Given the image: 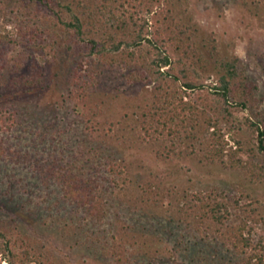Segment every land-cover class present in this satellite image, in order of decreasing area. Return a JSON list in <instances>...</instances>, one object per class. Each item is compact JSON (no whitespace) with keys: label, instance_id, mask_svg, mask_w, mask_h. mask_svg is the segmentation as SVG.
<instances>
[{"label":"rangeland","instance_id":"obj_1","mask_svg":"<svg viewBox=\"0 0 264 264\" xmlns=\"http://www.w3.org/2000/svg\"><path fill=\"white\" fill-rule=\"evenodd\" d=\"M155 9L166 13L168 21L189 26L208 50L239 57L255 88L256 103L235 110L224 161H207L199 144L187 137L189 125L180 118L174 122L178 132L164 128L173 112L158 115L154 125H148L149 132L143 128V113L154 110L158 73L132 82L126 65L84 62V79H99L85 93L89 87L73 85L80 65L75 51L60 48L54 56L47 49L34 52L13 43L21 40L15 17L0 11V85H24L31 78L25 74L36 68L41 82L34 81L36 89L50 86L41 95L30 92L16 99L17 121L12 130L0 131V222L17 224L54 264H247L234 238L224 232L232 218L252 209L257 218L245 232L252 244L245 258L250 260L255 251L264 254V153L248 120L264 122V0H172ZM17 56L22 57L18 66ZM213 80L214 75L205 83ZM192 95L205 101L210 94L204 88ZM96 147L103 151L101 163L88 160ZM112 151L126 166L129 179L115 193L102 185L98 215L71 203L56 179L48 178L52 165L83 168L93 176L91 168H103ZM222 191L240 199L225 225L209 227L204 222L199 227L180 211L186 194Z\"/></svg>","mask_w":264,"mask_h":264},{"label":"trees","instance_id":"obj_2","mask_svg":"<svg viewBox=\"0 0 264 264\" xmlns=\"http://www.w3.org/2000/svg\"><path fill=\"white\" fill-rule=\"evenodd\" d=\"M169 3L172 0H0V11L10 12L15 17L21 40L13 43L26 45L34 52L41 48L44 53L47 49L54 56L58 55L60 48L75 51L80 65L74 74L73 85L89 87L88 90L84 89L85 93H90L91 87L97 85L99 79L97 76L91 77L92 82L84 79L80 73L84 62L91 66H97L99 62L126 65L132 82L147 80L151 73H158L161 79L153 91L154 110L150 108V111L143 113V128L149 132L148 125L153 126L158 115L164 117L173 112L168 118L170 124L169 120H163L164 128H169L171 134L178 132V124L174 122L180 118L190 127L187 126V137L192 143L199 144V150L207 161H224L228 144L225 137L236 122L235 110L247 109L256 103L255 88L240 67L239 57L220 56L208 50L207 44L196 40L189 26L168 21L166 13L162 15L155 9ZM154 17L155 22H152ZM90 57H97L98 62L93 58L89 60ZM20 59L21 56L14 59L17 66ZM99 67L102 73L104 70ZM38 73L36 68H31L25 74L31 78H27L24 85L6 88L0 85V131L12 130L17 121L19 108L14 105L16 99L27 98L30 92L41 95L50 87L41 84L36 89L34 81L41 83ZM213 75L212 84H206L205 80ZM204 88L210 94L205 101L201 96L192 97L195 91ZM187 95L189 99L185 100ZM173 100L178 102L170 108ZM248 120L253 132L257 133V147L264 153V122ZM0 152H4L2 145ZM102 155L103 151L96 147L88 160L97 159L101 163ZM108 158L103 168H91L95 174L93 176L86 174L83 168L75 170L52 165L47 171L50 175L48 178L56 179L55 182L62 187L71 203L98 215L103 198L102 185L110 187V191L115 193L116 187L121 183L127 184L129 179L125 175L126 166L113 151ZM102 172H106V175L99 176ZM105 180L108 181L107 185ZM185 197L180 211L197 220L199 227V223L204 222L209 227L225 225L233 215L232 207L240 203L238 197L225 191L203 195L196 192ZM247 214L242 216L241 212L235 219L232 218L233 223L227 226L224 236L231 240L234 238L233 244L240 249L239 255L247 264H252L253 260H256L254 264H264V254L255 250L250 260L246 261L245 255L251 251L252 244L245 232L251 219L257 218V210L252 209ZM0 264L54 262L25 238L17 224L0 222Z\"/></svg>","mask_w":264,"mask_h":264}]
</instances>
